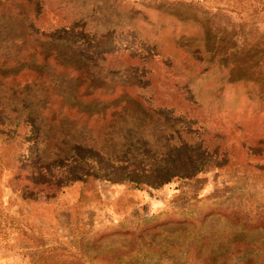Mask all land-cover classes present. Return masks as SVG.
Instances as JSON below:
<instances>
[{
	"label": "rangeland",
	"instance_id": "obj_1",
	"mask_svg": "<svg viewBox=\"0 0 264 264\" xmlns=\"http://www.w3.org/2000/svg\"><path fill=\"white\" fill-rule=\"evenodd\" d=\"M31 127L106 148L136 131L185 146L178 175L203 166L39 198ZM0 264H264V0H0Z\"/></svg>",
	"mask_w": 264,
	"mask_h": 264
},
{
	"label": "trees",
	"instance_id": "obj_2",
	"mask_svg": "<svg viewBox=\"0 0 264 264\" xmlns=\"http://www.w3.org/2000/svg\"><path fill=\"white\" fill-rule=\"evenodd\" d=\"M59 37L78 43L90 54L101 55L106 51L119 48L120 45V42L117 44L113 41L89 40L87 35L80 32L73 33L71 30L62 32ZM125 46L127 45L123 43L122 47ZM152 115L161 117L165 113L159 111ZM142 116L148 118L146 113H142ZM133 121L140 122L143 119L135 118ZM139 134L136 131H129L119 146L111 148L95 147L73 140L68 144L59 145L52 141V135L46 134L39 127H31L27 136H22L26 142H30V145L22 153V160L18 162L31 167L30 175L34 179L29 180L31 191L36 192L39 198L48 200L74 183L104 181L115 185H133L136 189L142 186L157 189L173 179H191L201 171L202 162H191L188 157L190 162L187 161V163L191 165L190 174L178 175L175 172L177 164L183 162L184 158L187 159L185 146L183 144L177 146L175 156L172 149L165 150L163 146H159L157 151L151 153L153 147L149 146V150H145ZM12 136L13 133L10 137ZM59 137L57 134V138ZM179 151H182L181 156L178 155ZM154 154L157 157L151 158Z\"/></svg>",
	"mask_w": 264,
	"mask_h": 264
}]
</instances>
